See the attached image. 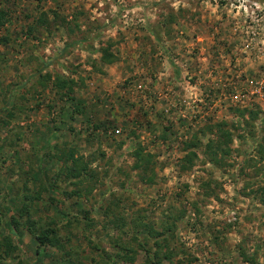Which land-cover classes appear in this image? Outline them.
Returning a JSON list of instances; mask_svg holds the SVG:
<instances>
[{"label":"rangeland","instance_id":"1","mask_svg":"<svg viewBox=\"0 0 264 264\" xmlns=\"http://www.w3.org/2000/svg\"><path fill=\"white\" fill-rule=\"evenodd\" d=\"M0 7V264H151L157 243L162 264H264L263 1ZM58 74L77 81L75 102L47 86ZM139 149L155 184L134 168ZM26 195L40 196L37 227L56 225L65 250L12 225Z\"/></svg>","mask_w":264,"mask_h":264},{"label":"trees","instance_id":"2","mask_svg":"<svg viewBox=\"0 0 264 264\" xmlns=\"http://www.w3.org/2000/svg\"><path fill=\"white\" fill-rule=\"evenodd\" d=\"M264 2V0H261ZM9 21V13L8 11H5L3 8L0 7V30L2 28H4V26L6 25V23ZM30 32H33V29H30ZM7 39L6 38H1L0 39V44H4L7 43ZM102 52V57H101V61L106 63V64H112L114 63L115 60H117L115 58V56L108 51V49H103L101 50ZM47 86H49L51 88V90L53 91V93L55 94V96H58L59 99H61L62 101H66V102H75L76 101V88L78 87V83L77 81L70 77V76H65V75H56V76H52V75H48L46 78ZM99 126H95V129H98ZM190 148H193L192 146H189ZM136 161H135V165L134 168L139 172V177L141 179V181L144 184L147 185H152L156 183V179H157V173L155 170V162H154V157L152 155L149 154H145L144 150L139 149L136 154ZM74 157H72L73 159ZM196 158V154L194 152H190L186 155L185 159L183 160L185 163L184 168L185 170H190L194 163L193 160ZM74 161V159H73ZM84 169H81V167L77 170L76 173H74V171L76 170V168H70L68 167V170L70 172V174H68L71 178H78L80 179L83 175V172H86L87 169L86 167H83ZM79 182H82L81 180H78ZM75 194H78V192H75ZM24 202H23V206L20 208L19 210V219H12V225L19 227L20 226H25L27 227V229L30 230L31 234L33 235V237L37 240V242H39L40 246L43 247H50V248H57V249H62L65 250V246L63 245L62 239H61V235H60V230L57 228L56 225H54V227L50 224L46 225L45 227H37V224L39 225V222L41 221H37L34 219L33 215L35 213V205L36 202L40 200V196H36V197H31L29 195H26V197L24 198ZM85 219L87 221H89V217H85ZM87 223V226L90 227L91 225ZM112 224H115L116 228L119 229H123L124 227H127L129 225L132 226L133 230L137 233H140L142 231H146L148 232V234H150V232H153V229L149 227V225H146L145 223H140L137 221H126V219L124 218H114L112 221ZM160 233H158V236ZM3 243L4 246L7 248L8 251H12L15 249V247L13 246V242L11 237L7 236L3 238ZM158 249L154 252V255L152 258V263L151 264H162L161 262V258H160V254H161V250L162 248L160 247V244L157 243ZM65 247V248H64ZM128 247H124L122 245H120V249L123 251H129V249H127ZM39 252V250L37 251ZM64 254H66V256H70V251H65ZM172 255H165L164 259L167 260H172ZM123 261H126L128 263H133L135 261V257H123ZM18 264H25L22 262H19Z\"/></svg>","mask_w":264,"mask_h":264},{"label":"crops","instance_id":"3","mask_svg":"<svg viewBox=\"0 0 264 264\" xmlns=\"http://www.w3.org/2000/svg\"><path fill=\"white\" fill-rule=\"evenodd\" d=\"M116 62H117V60L114 61V63H116Z\"/></svg>","mask_w":264,"mask_h":264}]
</instances>
